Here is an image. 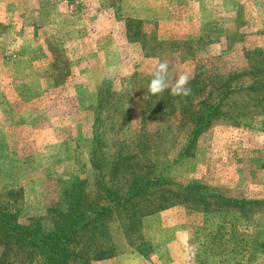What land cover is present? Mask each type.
<instances>
[{
    "label": "rangeland",
    "instance_id": "rangeland-1",
    "mask_svg": "<svg viewBox=\"0 0 264 264\" xmlns=\"http://www.w3.org/2000/svg\"><path fill=\"white\" fill-rule=\"evenodd\" d=\"M127 4L0 0V191L22 190V224L39 218L49 226L48 209L66 210L65 193L73 181L86 179L94 188V149L107 174L118 153H129L133 163L153 166L163 179L200 183L235 199L264 200V104L256 105V96H233L227 119L200 137L191 157L181 154L191 130L179 112L184 104L174 102V111L165 108L159 115L155 109L170 89L144 99L160 61L169 65L170 85L182 73L211 80L245 71V53L264 52V0ZM144 8L145 33L165 41L185 26L205 43L179 55L168 44L148 45L157 54L144 57L139 44L127 42L120 21L130 13L141 17ZM249 81L241 76L234 83ZM100 86L109 92L98 111ZM141 165L135 164L137 173ZM115 179L125 182L119 175ZM117 218L108 223L115 255L89 264H264V248L257 247L264 243V205L244 216L175 206L140 219L130 241ZM246 242L250 253L243 250ZM4 263L31 264L11 253Z\"/></svg>",
    "mask_w": 264,
    "mask_h": 264
},
{
    "label": "trees",
    "instance_id": "trees-1",
    "mask_svg": "<svg viewBox=\"0 0 264 264\" xmlns=\"http://www.w3.org/2000/svg\"><path fill=\"white\" fill-rule=\"evenodd\" d=\"M120 21L124 22L127 42L139 44L145 51H142L144 57L150 58L157 54L155 51L150 52L148 45L160 48L168 44L179 55L193 50L195 44L205 43L201 34L195 40L188 38L182 41H160L156 34L153 36L143 31L141 19L125 18ZM245 59L248 62L245 71L233 73L225 79L215 77L207 80L202 75H196L189 82L192 89L190 96L173 97L169 94L170 90H166L162 97H167L168 102L162 100L157 109L148 107L149 112L153 113L155 109L162 115L165 108L175 110L174 102L184 104L179 112L190 124L191 130L182 146V155L193 156L200 137L217 122L227 119L226 108L233 96L245 92L256 96V105L262 107L264 104V52H246ZM241 76H250L249 83H234ZM105 87L100 86L96 90L98 111L108 101L104 98L109 92ZM197 98L202 99L192 105ZM152 113L150 118L154 116ZM234 124L241 126L242 123L234 121ZM92 127L94 130L97 126L93 123ZM98 153L99 150L94 149L90 155L91 167L95 172L94 188L89 189L86 179L73 181L65 193L66 210L53 207L48 209L49 226L39 218L30 219L27 224L20 223L24 200L22 190L0 191V264H5L10 253L16 260L31 264H89L90 261L112 258L115 248L108 236V223L114 217H118V227L130 241L131 231L140 219L175 206L183 205L195 210L201 208L206 212L214 208L240 211L244 216L264 205V200L227 197L200 183L182 185L177 181L163 179L155 174L153 166L141 165L137 161L133 163V157L129 153H118L115 163L111 164V172L107 174L106 165L99 164ZM135 164L141 165L143 170L137 173ZM118 175L125 180L124 183L119 180L116 183L115 177ZM244 244L243 250L251 251L249 243ZM257 247L264 248V243L257 244ZM89 249H93L91 256L87 255ZM17 254L24 257L21 259Z\"/></svg>",
    "mask_w": 264,
    "mask_h": 264
},
{
    "label": "clouds",
    "instance_id": "clouds-1",
    "mask_svg": "<svg viewBox=\"0 0 264 264\" xmlns=\"http://www.w3.org/2000/svg\"><path fill=\"white\" fill-rule=\"evenodd\" d=\"M170 79L171 73L167 61L158 62L152 72L147 93H144V99L147 100L152 96L161 95L166 89H170L169 94L173 97L186 98L191 95L192 89L189 87L190 76L188 74H180L171 85Z\"/></svg>",
    "mask_w": 264,
    "mask_h": 264
},
{
    "label": "crops",
    "instance_id": "crops-1",
    "mask_svg": "<svg viewBox=\"0 0 264 264\" xmlns=\"http://www.w3.org/2000/svg\"><path fill=\"white\" fill-rule=\"evenodd\" d=\"M128 1H134V0H122V5L123 3L126 4L125 6L128 7L127 2ZM136 1V0H135ZM147 1H154V0H147ZM176 3H182L186 0H174ZM126 9V8H125ZM126 11V10H125ZM138 11H141L140 9H138ZM129 12H132L129 10ZM146 10L144 8V10L142 11V16L140 17L139 15L135 16L134 14L130 13L128 15L129 18H137V19H141L142 21L145 20V18H147V14H146ZM123 19V18H122ZM148 19V18H147ZM183 28L181 30H178L177 33L175 34L176 36L174 37V35L168 36L169 39H165V41H182V40H186L188 38H191L193 40L197 39L200 35V33H198V35H192V33L190 34L188 30H186L185 26H182ZM194 31V30H193ZM174 37V38H173ZM40 209H43V206H40Z\"/></svg>",
    "mask_w": 264,
    "mask_h": 264
}]
</instances>
